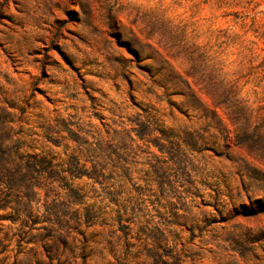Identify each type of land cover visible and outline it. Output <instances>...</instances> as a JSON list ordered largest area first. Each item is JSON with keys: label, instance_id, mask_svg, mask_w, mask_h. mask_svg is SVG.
<instances>
[{"label": "rangeland", "instance_id": "1", "mask_svg": "<svg viewBox=\"0 0 264 264\" xmlns=\"http://www.w3.org/2000/svg\"><path fill=\"white\" fill-rule=\"evenodd\" d=\"M232 84L246 147L214 103ZM0 117L131 174L83 236L0 210V264H264V0H0Z\"/></svg>", "mask_w": 264, "mask_h": 264}, {"label": "trees", "instance_id": "2", "mask_svg": "<svg viewBox=\"0 0 264 264\" xmlns=\"http://www.w3.org/2000/svg\"><path fill=\"white\" fill-rule=\"evenodd\" d=\"M206 90L212 93L211 87ZM214 103L235 126V144L246 147L247 100L238 96L232 84L220 86ZM262 135L264 140V131ZM33 141L0 117V210L10 209L19 235L32 236L33 230H39L35 235L45 239L83 236L84 228L95 224V205H120L123 180L131 175L126 160L114 159L112 164L111 155L98 141L84 142L86 159L72 153L58 160Z\"/></svg>", "mask_w": 264, "mask_h": 264}]
</instances>
